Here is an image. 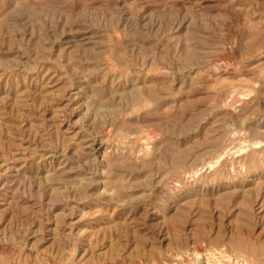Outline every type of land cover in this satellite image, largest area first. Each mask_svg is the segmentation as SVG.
I'll list each match as a JSON object with an SVG mask.
<instances>
[{"label": "rangeland", "instance_id": "obj_1", "mask_svg": "<svg viewBox=\"0 0 264 264\" xmlns=\"http://www.w3.org/2000/svg\"><path fill=\"white\" fill-rule=\"evenodd\" d=\"M0 264H264V0H0Z\"/></svg>", "mask_w": 264, "mask_h": 264}, {"label": "bare ground", "instance_id": "obj_2", "mask_svg": "<svg viewBox=\"0 0 264 264\" xmlns=\"http://www.w3.org/2000/svg\"><path fill=\"white\" fill-rule=\"evenodd\" d=\"M90 38V37H89ZM79 43V42H78ZM86 250V249H85ZM244 261V260H243ZM231 263V262H230ZM241 263V262H240ZM244 263V262H243Z\"/></svg>", "mask_w": 264, "mask_h": 264}]
</instances>
